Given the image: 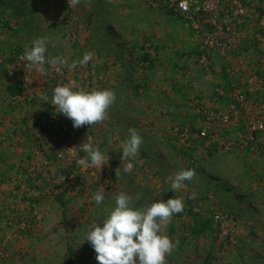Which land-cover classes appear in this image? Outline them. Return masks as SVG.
<instances>
[{"label": "rangeland", "instance_id": "rangeland-1", "mask_svg": "<svg viewBox=\"0 0 264 264\" xmlns=\"http://www.w3.org/2000/svg\"><path fill=\"white\" fill-rule=\"evenodd\" d=\"M175 6L0 0V264H98L85 235L120 192L136 208L182 199L183 212L162 226L173 250L213 245L227 258L238 245L239 256L252 259L258 247L263 258L264 0H250L227 56L211 52L203 65L199 37ZM39 37L51 41L48 60L92 59L40 73L23 60ZM64 83L111 89L116 100L103 121L74 128L52 102ZM129 128L143 137L130 173L121 155ZM84 143L107 152L101 170L77 163ZM189 168L196 175L173 190L168 177ZM196 216L214 231L192 233Z\"/></svg>", "mask_w": 264, "mask_h": 264}, {"label": "clouds", "instance_id": "clouds-1", "mask_svg": "<svg viewBox=\"0 0 264 264\" xmlns=\"http://www.w3.org/2000/svg\"><path fill=\"white\" fill-rule=\"evenodd\" d=\"M72 3L75 5L79 0H72ZM49 43L48 37L36 38L23 55L28 66L40 73L46 72V63L56 66L57 70L60 66L75 69L78 64L82 66L92 59V53L89 52L71 64L61 56L48 60L46 52ZM115 100L116 95L111 89L73 90L67 83L54 87L52 95L57 113L71 119L74 128L103 121L107 109ZM128 133L129 138L123 143L121 155L129 161L124 171L130 173L134 167L132 159L138 154L143 137L135 128H129ZM83 151L86 156L77 161L82 166H97L101 170L109 161L107 152L100 151L91 143H84ZM195 175V169H182L168 179L171 188L176 190ZM104 192L105 189H101L93 194L97 204L103 203ZM183 210L181 198H170L166 202L158 201L144 208H136L131 203V197L120 192L115 196V206L107 216L100 223H91L84 241L96 253L98 264H166V255L171 254L175 245L167 235L162 234V226L167 224L173 214Z\"/></svg>", "mask_w": 264, "mask_h": 264}, {"label": "built area", "instance_id": "built-area-1", "mask_svg": "<svg viewBox=\"0 0 264 264\" xmlns=\"http://www.w3.org/2000/svg\"><path fill=\"white\" fill-rule=\"evenodd\" d=\"M177 11L187 26L199 37L203 51L200 63H206L211 52L227 56L234 39L241 33L246 18L250 17V0H174ZM257 83L252 76L247 83ZM221 237L224 236L222 231Z\"/></svg>", "mask_w": 264, "mask_h": 264}, {"label": "crops", "instance_id": "crops-1", "mask_svg": "<svg viewBox=\"0 0 264 264\" xmlns=\"http://www.w3.org/2000/svg\"><path fill=\"white\" fill-rule=\"evenodd\" d=\"M195 219L192 233L199 234L202 231H196V228H199L197 216ZM239 247L238 245H232L225 248L228 257L224 258V249L220 250L219 248L217 252L215 246L209 245L207 250H204L203 244H196L194 248L188 250L186 248L172 250L170 255H166V264H264V256L258 258V247L253 249L254 257L252 259L243 258L242 254L239 256L240 251L245 250Z\"/></svg>", "mask_w": 264, "mask_h": 264}, {"label": "trees", "instance_id": "trees-1", "mask_svg": "<svg viewBox=\"0 0 264 264\" xmlns=\"http://www.w3.org/2000/svg\"><path fill=\"white\" fill-rule=\"evenodd\" d=\"M198 226L199 228H196V231L197 230H200V231H209V232H213L214 229L212 228L211 226V220L210 219H199L198 220Z\"/></svg>", "mask_w": 264, "mask_h": 264}]
</instances>
